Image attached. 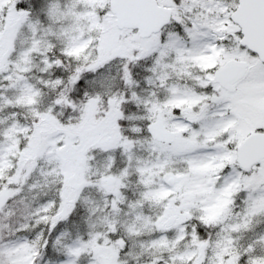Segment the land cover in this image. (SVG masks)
<instances>
[{"label":"snow or ice","instance_id":"6c2138e0","mask_svg":"<svg viewBox=\"0 0 264 264\" xmlns=\"http://www.w3.org/2000/svg\"><path fill=\"white\" fill-rule=\"evenodd\" d=\"M0 264H264V0H0Z\"/></svg>","mask_w":264,"mask_h":264}]
</instances>
